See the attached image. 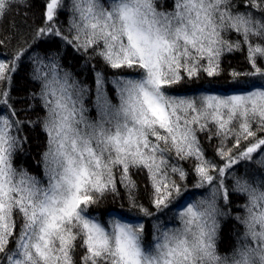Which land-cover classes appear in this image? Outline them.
Instances as JSON below:
<instances>
[{"label": "snow or ice", "instance_id": "1", "mask_svg": "<svg viewBox=\"0 0 264 264\" xmlns=\"http://www.w3.org/2000/svg\"><path fill=\"white\" fill-rule=\"evenodd\" d=\"M0 264H264V0H0Z\"/></svg>", "mask_w": 264, "mask_h": 264}, {"label": "trees", "instance_id": "2", "mask_svg": "<svg viewBox=\"0 0 264 264\" xmlns=\"http://www.w3.org/2000/svg\"><path fill=\"white\" fill-rule=\"evenodd\" d=\"M232 62H233V64H235V63H236V60H235V59H233V60H232Z\"/></svg>", "mask_w": 264, "mask_h": 264}]
</instances>
